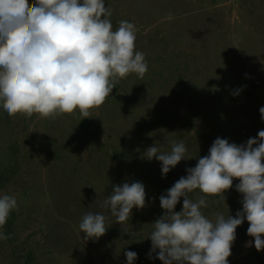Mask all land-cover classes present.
I'll list each match as a JSON object with an SVG mask.
<instances>
[{
    "label": "rangeland",
    "instance_id": "obj_1",
    "mask_svg": "<svg viewBox=\"0 0 264 264\" xmlns=\"http://www.w3.org/2000/svg\"><path fill=\"white\" fill-rule=\"evenodd\" d=\"M32 3V0H29ZM115 30L127 20L148 71L121 79L90 118L54 120L17 115L0 106V195L17 200L0 233V264H163L152 251L153 223L164 215L160 197L208 155L216 138L246 145L264 130V0H105ZM82 119V120H81ZM183 142L186 158L162 175L148 147L162 152ZM141 182L146 204L117 223L103 201L113 187ZM239 179L208 197L205 216L235 217L243 196ZM199 191L190 194L193 200ZM183 197L175 211H182ZM101 213L109 226L85 239L79 223ZM236 229L229 264H264L247 234ZM158 252V250H157ZM151 254V255H150Z\"/></svg>",
    "mask_w": 264,
    "mask_h": 264
},
{
    "label": "clouds",
    "instance_id": "obj_2",
    "mask_svg": "<svg viewBox=\"0 0 264 264\" xmlns=\"http://www.w3.org/2000/svg\"><path fill=\"white\" fill-rule=\"evenodd\" d=\"M105 0H0V106L10 116L56 119L64 114L90 118L121 79L148 71L145 54L136 50L137 29L127 20L114 30ZM264 119V107L259 109ZM81 119V120H82ZM186 146L173 143L162 152L150 146L148 160L161 162L162 175L186 158ZM187 176L160 197L164 215L152 225V251L163 264H229L236 229L245 220L257 251L264 250V130L246 145L216 138L209 153L198 159ZM239 179L242 210L235 217L205 216L211 196L225 200V192ZM199 191L197 199L190 194ZM183 197L182 211H175ZM146 204L141 182L114 186L103 201L116 222L123 224L132 210ZM18 207L14 196L0 195V228ZM106 217L87 212L79 223L85 239L106 234ZM0 233V239H7ZM158 250V252H157ZM127 264L137 254L125 253ZM151 255V254H150Z\"/></svg>",
    "mask_w": 264,
    "mask_h": 264
}]
</instances>
